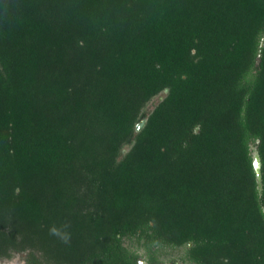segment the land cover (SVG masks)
Here are the masks:
<instances>
[{
    "label": "trees",
    "instance_id": "1",
    "mask_svg": "<svg viewBox=\"0 0 264 264\" xmlns=\"http://www.w3.org/2000/svg\"><path fill=\"white\" fill-rule=\"evenodd\" d=\"M133 240L264 264V0H0V258Z\"/></svg>",
    "mask_w": 264,
    "mask_h": 264
},
{
    "label": "rangeland",
    "instance_id": "2",
    "mask_svg": "<svg viewBox=\"0 0 264 264\" xmlns=\"http://www.w3.org/2000/svg\"><path fill=\"white\" fill-rule=\"evenodd\" d=\"M163 94L156 96L146 107L147 111H151L155 105L159 102ZM256 152H254L255 155ZM128 246L131 249L136 250L140 254V263H147L146 249L138 244L135 240L127 241ZM186 253V247H162L159 249L158 257L160 259L159 264H190L183 260ZM0 264H26L22 254H15L11 258H0Z\"/></svg>",
    "mask_w": 264,
    "mask_h": 264
},
{
    "label": "water",
    "instance_id": "3",
    "mask_svg": "<svg viewBox=\"0 0 264 264\" xmlns=\"http://www.w3.org/2000/svg\"><path fill=\"white\" fill-rule=\"evenodd\" d=\"M168 91V90H166ZM146 123V119H143L138 125H137V131H140ZM254 169L257 174L258 182H259V187L260 189L263 187L262 185V163H261V158L260 155L256 152L254 155Z\"/></svg>",
    "mask_w": 264,
    "mask_h": 264
},
{
    "label": "clouds",
    "instance_id": "4",
    "mask_svg": "<svg viewBox=\"0 0 264 264\" xmlns=\"http://www.w3.org/2000/svg\"><path fill=\"white\" fill-rule=\"evenodd\" d=\"M50 233L52 235L60 237L65 243H67L70 239V234L67 232H61L58 228L52 227L50 228Z\"/></svg>",
    "mask_w": 264,
    "mask_h": 264
}]
</instances>
